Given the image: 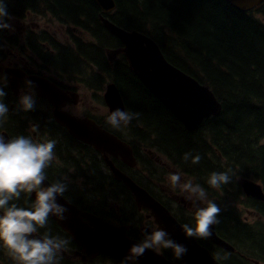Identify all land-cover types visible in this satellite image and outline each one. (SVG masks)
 Instances as JSON below:
<instances>
[{"label": "trees", "instance_id": "1", "mask_svg": "<svg viewBox=\"0 0 264 264\" xmlns=\"http://www.w3.org/2000/svg\"><path fill=\"white\" fill-rule=\"evenodd\" d=\"M114 2L116 7L110 15L114 23L151 34L162 44L172 64L196 79V75H200L222 99L221 112L215 117L216 150L229 159L232 171L246 172L261 180L264 188V142L253 132L255 130L256 135L264 137V112L251 110L255 103H264V24L250 14L237 11L224 0ZM7 11L14 19L28 13H41L53 20L61 22L64 18L83 26L103 15L95 0H7ZM260 14L264 18V5ZM104 35L111 43L109 34L104 32ZM13 40L11 32L0 30V46ZM90 46L100 54L99 47ZM100 59L104 62L101 54ZM59 61L64 62L63 59ZM195 68L199 70L197 73ZM247 77L249 83H245ZM115 82L133 113L142 117L147 133H154L156 141L161 142L164 149L173 155L199 154L201 160L196 165H205L202 154L204 139L184 130L128 70L122 68ZM3 88L9 89V86L6 84ZM10 115L14 116L15 125H21L23 121L19 115L13 111ZM219 169H222L221 165ZM97 196L100 198V194ZM88 199L95 200V196ZM14 202L18 206L29 207L33 201L21 194ZM53 227L55 225L49 219L41 230L55 233ZM220 228L226 238L234 237L251 252L264 256L263 233L253 235L244 224L223 216L217 225V230ZM243 264L248 263L243 260Z\"/></svg>", "mask_w": 264, "mask_h": 264}, {"label": "clouds", "instance_id": "2", "mask_svg": "<svg viewBox=\"0 0 264 264\" xmlns=\"http://www.w3.org/2000/svg\"><path fill=\"white\" fill-rule=\"evenodd\" d=\"M13 19L7 11V0H0V30H12ZM6 95L4 88L0 87V98ZM19 103L23 110L31 111L36 101L32 95H23ZM8 112L7 105L0 100V119L5 118ZM138 116L139 113L116 109L106 117V121L112 128L120 129ZM33 131H36V126ZM55 146V140L38 142L23 135L8 139L0 135V245L8 250L15 264H57L58 253L68 244L66 239L47 233L43 236L35 235L39 229L47 226L50 216L64 220L68 211L57 199L67 191V177L44 185L47 180L46 169L55 159ZM183 159H191L193 164H198L201 157L187 152ZM167 180L173 188L179 187L187 193V199L193 202V222L181 226L184 233L188 237L209 238L212 226L219 223V206L207 198L200 184L192 180L181 183L179 173L169 174ZM230 182L228 172H212L207 179V183L214 189ZM22 193L29 197L35 194L29 207H21L14 202ZM197 202H203L204 206H198ZM153 249H171L178 259L187 252V248L171 239L168 232L155 229L146 233L140 242L130 246L126 260H134Z\"/></svg>", "mask_w": 264, "mask_h": 264}, {"label": "water", "instance_id": "3", "mask_svg": "<svg viewBox=\"0 0 264 264\" xmlns=\"http://www.w3.org/2000/svg\"><path fill=\"white\" fill-rule=\"evenodd\" d=\"M225 1L233 7L244 11L261 0ZM96 2L105 14L111 12L115 8L114 0H96ZM101 20L103 22V28L111 35L116 36L120 43V48L110 50L107 53V60L113 61L116 54L122 52L127 59L128 68L133 75L158 101L165 105L170 113L172 112L171 114L182 124L185 130L197 129V126L204 119L208 118L210 115H217L219 113V104L209 88L170 63L162 52V45L159 44L153 36L144 35L136 30L128 31L105 16H101ZM107 60H104L105 65H107ZM0 72H5L10 75V83H12L13 90L17 89L16 85L18 79L24 76L19 70L13 72L9 69H2L1 65ZM28 78H31V80L36 83H45V81H40L36 76ZM108 89L104 101L107 99L106 102L110 109L114 110L120 106L121 98L115 87L109 86ZM53 99L55 100L54 97ZM55 106L54 115L57 117L60 125H62L73 138L86 142L92 145L98 152L103 153L107 164L113 171H115V168L108 159V154L117 156V153H120L121 157L126 160L127 156L130 154L129 147L118 141L114 136L101 130L98 125L86 122L82 119L67 117L61 113L60 107L56 104ZM131 110L133 109L131 108ZM252 185L253 187L251 183H244L243 189L246 188L244 192L257 199L263 197L260 186L256 184ZM134 191L136 192V190ZM34 199L35 196L31 200L34 201ZM57 199L58 203L64 205L68 211L72 208L70 207L71 202L63 196ZM68 211L65 215H68ZM51 217L57 222L61 221L55 216ZM72 220H74V218L70 217L63 225H67L71 228L76 227L77 225L70 224Z\"/></svg>", "mask_w": 264, "mask_h": 264}, {"label": "flooded vegetation", "instance_id": "4", "mask_svg": "<svg viewBox=\"0 0 264 264\" xmlns=\"http://www.w3.org/2000/svg\"><path fill=\"white\" fill-rule=\"evenodd\" d=\"M31 19L33 18L27 16L22 20L23 28L32 31L34 34H44L45 37L47 38V41L45 43L49 48L57 47V44H55V42H58L59 45L61 46L65 45L57 40L58 37L63 36L62 32L58 34L56 31L52 30V28L48 25L47 22H37ZM57 25L59 29H63V25L59 23ZM90 31L93 32V34L97 33L96 28L93 27L90 28ZM66 38L67 39L71 38L70 33L66 34ZM113 40L114 42L117 41L116 38H113ZM76 46L78 47V43H76ZM73 50L74 49H72L70 53L49 54V59H48L49 65L46 67V69L53 68L57 71H54L48 74L47 77H43V78L59 89V91L54 93L57 94V98L59 99L56 98V101L63 111H66L71 114H79V113L85 114L87 110L84 109L83 107L89 105L90 103H96L101 108V112L97 113L96 115L100 116L105 112L103 106V100H102V94L105 83L116 79L117 76L121 74V71L118 67L109 66L107 67V72L105 77L101 78L99 75L101 73H97L95 68H91L89 62H83V60L80 59L79 60L80 65H78L75 57L73 56ZM59 59H63L64 62L59 61ZM29 81L30 80L27 78V76H25L22 79L21 84L19 85L20 91L32 95L37 103L43 106L45 110H49L50 100L42 96L39 97L38 93L42 94V90H39L37 84L34 82L29 84L28 83ZM7 85L11 90L10 85L9 84ZM20 113L25 115L24 117H21V115L18 114L17 112V115H19L20 119L23 121L21 125L25 126L28 132L29 130L32 129L33 125L38 126L40 124L38 118L36 117V115L38 114L37 111L34 110L33 112V111H25L21 109ZM131 113H133V110H131ZM28 116L32 117V121L34 122V124L31 125L30 127H29V119L27 118ZM13 119L14 116L11 115L10 118L7 117L5 122L10 124L11 122H13ZM135 119L141 120L139 118H135ZM49 134L56 139V145H64L67 142V139L63 134V130L57 128L55 125L50 126ZM219 235L222 238L230 239V237L226 238L225 237L226 235L223 233H219ZM230 240L236 241L234 238ZM201 244L203 246H206V248H208L209 250H211L210 245L205 243H201ZM243 249L245 253H247V251L251 253V251L248 250L245 246ZM255 253L259 254L258 252ZM87 257L88 255L85 254L86 259ZM245 258L246 256L244 254L238 256L236 254L230 253L225 261L231 264H235V263L243 264V260ZM260 264H264V263H260Z\"/></svg>", "mask_w": 264, "mask_h": 264}, {"label": "rangeland", "instance_id": "5", "mask_svg": "<svg viewBox=\"0 0 264 264\" xmlns=\"http://www.w3.org/2000/svg\"><path fill=\"white\" fill-rule=\"evenodd\" d=\"M130 16H131V14H130ZM31 17L33 19H36L38 17V15H33ZM20 30H22V28L15 21V31L16 32H14V36H15V38L18 39V42H20L21 39H22L21 34L19 33ZM11 31H14V29H12ZM4 47H6L5 50L8 48L10 50V52H11V55L6 58L5 63H8V61H10L11 63L17 61V57L20 56V48L16 44H14V45L12 44L11 45L9 42H7ZM6 54H7V52H6ZM263 68L264 67H262V69ZM196 71H197V68H195V72ZM0 78H2V77H0ZM249 81L250 80L247 77L246 80H245V83H249ZM251 110H253L255 112H258V113L264 112V103H259V102L258 103H255L254 106L252 105ZM245 112H247V110ZM138 118L140 119L142 117L139 115ZM4 120H5V118L0 119V129H1V125L4 123ZM253 132L255 133V136H257L258 139L261 142H264V137H261L260 134L259 135H256V131L255 130ZM5 134H6L7 138H12V137H15V136H20V135H23V136L26 137L28 135V130L25 128V126H22V125H14L11 129H6L5 130ZM158 160L160 162H162V163H165L166 165L172 166V162L169 159H167L166 157H164L163 155H160L159 158H158ZM225 162H226V160L223 162V164ZM215 168H216V166H215ZM1 263H4V262H1Z\"/></svg>", "mask_w": 264, "mask_h": 264}, {"label": "bare ground", "instance_id": "6", "mask_svg": "<svg viewBox=\"0 0 264 264\" xmlns=\"http://www.w3.org/2000/svg\"><path fill=\"white\" fill-rule=\"evenodd\" d=\"M9 85H10L11 90H13L12 89V83H9ZM16 86H17V88H19V84H17ZM106 226L108 227L109 232L111 233L112 232V229H113L112 224L110 222H106Z\"/></svg>", "mask_w": 264, "mask_h": 264}]
</instances>
